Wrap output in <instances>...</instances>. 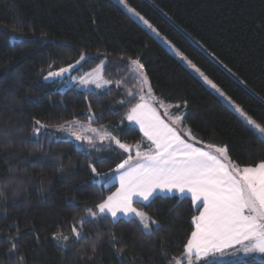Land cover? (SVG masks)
Instances as JSON below:
<instances>
[{
  "label": "trees",
  "instance_id": "16d2710c",
  "mask_svg": "<svg viewBox=\"0 0 264 264\" xmlns=\"http://www.w3.org/2000/svg\"><path fill=\"white\" fill-rule=\"evenodd\" d=\"M128 3L197 63L250 119L264 125V0ZM81 53L87 57L83 61L86 71L107 57L103 76L113 81L107 89L95 90L93 95L43 80L49 64L55 70L74 63ZM137 56H142L156 98L169 106L171 115L184 116L183 101L187 99L185 131L190 128L205 143L227 145L230 156L241 165L264 161V138L115 0H0V133L9 132L12 139L35 150L32 155L0 152V178L8 176L13 167L21 171L19 178H27L24 172L35 178L26 194L0 204V264H19L21 256L24 264H187L180 259L194 229L192 217L199 213L187 195L157 196L147 207L137 205L162 225L159 229L151 225V235L144 234L136 222L122 220L112 228L104 217L98 223L89 220L84 224L82 238H73L67 248L52 239L57 230L70 235V226L84 214L82 205L93 207L118 187L114 183L102 191L93 182L87 168L89 152L99 161L98 169L105 172L116 166L122 154L114 144L108 147V141L97 153L86 142L65 134H56L64 143L50 140L43 131L34 136L32 118L50 127L73 120L86 122L91 103L98 114L93 125H104L130 145L141 142L143 134L137 127L126 119L120 123L138 102V95L127 106L119 103L130 99L128 91L138 92L127 62L128 57ZM176 105L181 106L179 110ZM61 166L67 170L59 172ZM110 230L118 237L116 247L109 238ZM10 238L17 245L15 254L9 251ZM94 242L95 254L91 251ZM215 264H264V258Z\"/></svg>",
  "mask_w": 264,
  "mask_h": 264
},
{
  "label": "snow or ice",
  "instance_id": "6c2138e0",
  "mask_svg": "<svg viewBox=\"0 0 264 264\" xmlns=\"http://www.w3.org/2000/svg\"><path fill=\"white\" fill-rule=\"evenodd\" d=\"M118 2L138 22L142 23L151 33V38L178 58L187 70L197 74L204 84L214 90L236 113L244 117L261 137H264V125L248 118L242 107L156 25L135 7L129 5L128 0H118ZM164 15L168 16L166 12ZM168 18L172 19L170 16ZM193 39L198 46L203 47L200 41ZM86 58V55L81 53L79 60H76L74 64L69 63L55 70L49 64L43 79L62 84H67L71 79L75 86L83 87L93 95L95 90L107 89L113 83L111 80L104 79L103 76L104 60L107 57H104L101 63L90 72L78 77L66 76ZM127 62L131 65L139 87L137 93L128 91L129 100H120L119 103L127 106L132 100L137 99V95L138 102L128 109L120 123L123 124L126 119L130 124L138 126L143 139L147 142L146 150L142 151L139 144L133 147L123 142L118 133L113 134L104 125L93 127L98 114L93 111L91 103L88 104L87 125L80 121H66L50 127L40 119L32 118L34 136L38 137L43 131L50 140L55 138L57 143H64L66 141L56 137V132L67 133L77 142H86L97 153L104 150L103 142L108 141L110 142L108 147L114 144L122 154L116 166L105 172L98 169L99 161H95L91 151L89 152L87 168L90 170L93 182L102 191L113 186L116 181L119 187L100 199L93 207L82 205L84 214L76 224L70 226V235L57 230L52 234V239L58 241L62 249L67 248L73 238L76 241L82 238L81 229L84 224L89 220L98 223L104 217L109 218L112 228H115L122 220L126 223L136 222L141 226L144 234L151 235L153 231L151 225H155L156 229L161 228L162 225L151 219L148 213L137 205L147 207L157 196L187 193L190 195L192 204L199 211V215L192 217L195 230L191 232L190 238L184 245L187 264H192L193 255L197 261L202 260L203 264H215L217 254L222 256L226 249L230 248L245 254L254 252L264 254V161L254 165H241L230 156L227 145L216 146L205 143L199 140L190 128L185 131L183 124L188 108L187 99L183 101L185 115H171L169 106L157 99L154 94L142 56L128 57ZM228 71L231 72V69ZM232 74L235 75V73ZM116 83L119 86L120 82ZM241 83L246 85L243 80ZM175 107L179 110L181 106ZM100 115L102 117V114ZM75 126H79V131L74 130ZM20 131L22 132L23 129ZM97 141L101 142V147H96ZM43 183L42 180L41 184ZM72 204L76 205L75 198L72 199ZM33 232H35L34 226ZM35 238L39 243L38 234ZM109 238L112 246L116 247L118 237L114 231H109ZM99 239L98 236L97 242ZM10 241V254H15L17 245L13 238H10ZM123 250V248L119 249L121 252ZM91 251L93 254L97 252L96 242L91 245ZM19 264H24V257H19Z\"/></svg>",
  "mask_w": 264,
  "mask_h": 264
},
{
  "label": "clouds",
  "instance_id": "9594fccd",
  "mask_svg": "<svg viewBox=\"0 0 264 264\" xmlns=\"http://www.w3.org/2000/svg\"><path fill=\"white\" fill-rule=\"evenodd\" d=\"M19 134H23V131ZM0 152H8L14 154H21L27 152L29 155L34 154L35 150L29 148L23 141L12 139V134L9 132L0 133ZM66 167H59V172L66 171ZM27 178H19L21 171L13 167L9 175L0 178V204L8 198H18L22 194H26L28 185L35 179L29 173H23ZM50 181V180H49ZM48 181V182H49ZM242 261V260H239ZM238 262V261H237Z\"/></svg>",
  "mask_w": 264,
  "mask_h": 264
},
{
  "label": "rangeland",
  "instance_id": "374dc122",
  "mask_svg": "<svg viewBox=\"0 0 264 264\" xmlns=\"http://www.w3.org/2000/svg\"><path fill=\"white\" fill-rule=\"evenodd\" d=\"M117 3H119L118 2V0H115ZM121 5V4H120ZM121 7L128 13V11H127V9L123 6V5H121ZM130 16H132L130 13H128ZM133 17V16H132ZM134 18V17H133ZM135 19V18H134ZM136 20V19H135ZM137 21V20H136ZM138 22V21H137ZM139 24H141L142 25V23H140V22H138ZM143 26V25H142ZM144 27V26H143ZM145 28V27H144ZM146 29V28H145ZM147 30V29H146ZM148 31V30H147ZM150 33V32H149ZM151 34V33H150ZM79 60V59H78ZM84 61V60H83ZM83 61H81L80 62V64H78V65H76L74 68H73V70L70 72V73H68V74H66V76H68V77H72V76H79V75H83L84 73H86V72H90L92 69H94V68H96L97 67V65H99V64H97L95 67H92L90 70H88V71H86V70H83ZM75 63V62H74ZM73 63V64H74ZM192 72V71H191ZM193 74H195L194 72H192ZM196 76H197V78H199L198 77V75L197 74H195ZM105 79V78H104ZM201 81H202V79L201 78H199ZM44 80V79H43ZM45 81V80H44ZM50 81V80H49ZM49 81H46V82H49ZM58 84H61L62 85V88L63 89H65V88H67V87H70V86H72V87H75V88H77V89H79V90H86V89H84L83 87H77V86H75V84H74V82L71 80V79H69L68 80V83L67 84H62V83H60V82H57ZM93 88H94V86H92ZM212 90V89H211ZM214 91V90H213ZM215 92V91H214ZM216 93V92H215ZM217 94V93H216ZM219 96V95H218ZM231 107V106H230ZM234 110V109H233ZM238 114V113H237ZM239 115V114H238ZM240 116V115H239ZM241 117V116H240ZM243 120H245L246 122H247V120L244 118V117H241ZM249 118V117H248ZM73 121H76V120H73ZM82 124H84V125H87L88 124V120L86 121V122H81ZM248 124V123H247ZM249 125V124H248ZM93 127H99V126H96V125H92ZM134 126V125H133ZM253 130H255L251 125H249ZM135 127H137L138 128V126H135ZM139 129V128H138ZM74 130H76V131H79V126H75V128H74ZM108 130V129H107ZM255 132L257 133V134H259L256 130H255ZM58 133H61V132H56V134H58ZM61 134H65L66 136H68V137H70L67 133H61ZM259 136L261 137V135L259 134ZM71 138V137H70ZM262 139L264 138V137H261ZM74 139V138H73ZM137 144H139V145H141V150L143 151V150H146V144H147V142L144 140V139H142V141L141 142H139V143H137ZM137 144H134L133 145V147H135ZM115 184H117V186L119 187V183H118V181H116V182H114ZM117 187V188H118ZM116 191V190H115ZM173 194H176V195H179V196H185V195H188V196H190L189 194H187V193H185V194H183V195H181V194H178V193H173ZM173 194H171V195H173ZM194 224V223H193ZM195 225V224H194ZM235 252V254H233ZM227 253H225L224 255H220V254H217V257L215 258V262H219V263H232V262H237V261H239V260H243V259H247L248 257H250V256H252V255H255L256 253L254 252V253H250V254H245V253H243L242 251H240V252H236L235 251V249L232 251V252H230L229 254H227ZM260 258V257H259ZM180 260H184V261H186L187 262V258H186V253H185V251H184V254L182 255V257H181V259ZM196 260V258H195V256L193 255V257H192V262L193 261H195ZM181 261H179L178 263H180Z\"/></svg>",
  "mask_w": 264,
  "mask_h": 264
},
{
  "label": "crops",
  "instance_id": "0c3cea01",
  "mask_svg": "<svg viewBox=\"0 0 264 264\" xmlns=\"http://www.w3.org/2000/svg\"><path fill=\"white\" fill-rule=\"evenodd\" d=\"M188 196V195H187ZM190 197V196H189ZM194 207L195 208H197L195 205H194ZM198 215H199V213H198ZM195 230V225H194V229H193V231ZM234 249H226V251H225V253H227V254H229L230 252H232ZM226 254V255H227ZM217 257V256H216ZM215 257V258H216ZM260 257V258H259ZM249 258H256V259H261V258H264V254H259V253H256L255 255H252V256H250V257H248L247 259H249ZM244 260V259H243Z\"/></svg>",
  "mask_w": 264,
  "mask_h": 264
}]
</instances>
